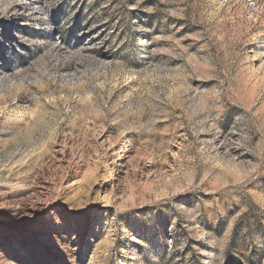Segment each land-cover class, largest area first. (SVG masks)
Masks as SVG:
<instances>
[{
  "label": "rangeland",
  "instance_id": "1",
  "mask_svg": "<svg viewBox=\"0 0 264 264\" xmlns=\"http://www.w3.org/2000/svg\"><path fill=\"white\" fill-rule=\"evenodd\" d=\"M0 264H264V0H0Z\"/></svg>",
  "mask_w": 264,
  "mask_h": 264
}]
</instances>
